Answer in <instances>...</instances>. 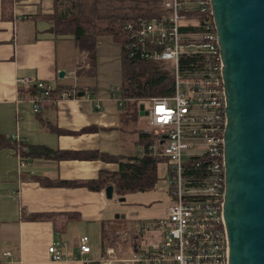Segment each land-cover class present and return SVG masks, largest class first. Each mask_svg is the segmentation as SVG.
Segmentation results:
<instances>
[{
	"label": "crops",
	"instance_id": "0c3cea01",
	"mask_svg": "<svg viewBox=\"0 0 264 264\" xmlns=\"http://www.w3.org/2000/svg\"><path fill=\"white\" fill-rule=\"evenodd\" d=\"M2 1L0 264H87L79 255L81 236L89 237L92 251L88 258L97 261L102 254L98 245L99 228L103 237V224L113 228L119 227L120 222L114 219L105 192L86 187H49L37 179L51 183L88 182L103 173H117L119 164L46 157L37 155L36 148L59 153L97 152L115 158L143 155L141 134L149 135L146 133L150 129L148 110L142 102L137 103L139 108L117 98L123 81L122 47L112 37L99 38L97 70L91 76L85 69V54L77 43L72 38L54 35L51 22L44 18L54 14L55 0H12L11 21L2 19ZM61 72L65 73L64 78L60 77ZM26 77L41 79L57 88L75 90L82 86L94 91L81 99L43 104L35 113L34 97L25 92L24 98L20 95V90L26 89L19 80ZM124 118L135 121L128 134ZM92 128L96 130L86 131ZM53 213L73 216L62 236L57 235L51 222L24 220L30 215ZM124 227L118 230L121 240L126 232ZM132 236L140 238L134 233ZM52 245L63 253L62 261L52 259L49 253ZM114 248L118 252L129 250L124 244Z\"/></svg>",
	"mask_w": 264,
	"mask_h": 264
},
{
	"label": "built area",
	"instance_id": "2783aa9c",
	"mask_svg": "<svg viewBox=\"0 0 264 264\" xmlns=\"http://www.w3.org/2000/svg\"><path fill=\"white\" fill-rule=\"evenodd\" d=\"M165 7L171 15L138 18L126 30L131 56L173 66L174 94L145 101L150 105L146 133L161 141L159 149L151 146L149 152L170 164L172 205L166 216L139 226L148 242L140 244L132 236L127 251L108 247L92 261L89 237L81 236L79 255L87 264H229L223 216L227 98L211 0H165ZM19 84L36 90L35 113L44 100L58 104L78 99L74 89L57 88L34 77L22 78ZM49 253L54 261L64 259L56 245Z\"/></svg>",
	"mask_w": 264,
	"mask_h": 264
},
{
	"label": "water",
	"instance_id": "95a60500",
	"mask_svg": "<svg viewBox=\"0 0 264 264\" xmlns=\"http://www.w3.org/2000/svg\"><path fill=\"white\" fill-rule=\"evenodd\" d=\"M211 6L227 98L229 264H264V0H211ZM105 194L113 199L114 187Z\"/></svg>",
	"mask_w": 264,
	"mask_h": 264
},
{
	"label": "trees",
	"instance_id": "16d2710c",
	"mask_svg": "<svg viewBox=\"0 0 264 264\" xmlns=\"http://www.w3.org/2000/svg\"><path fill=\"white\" fill-rule=\"evenodd\" d=\"M144 1L146 0H55L54 14L44 17L51 22L54 35L72 38L77 43L85 54V69L91 76L95 75L97 70L99 38L109 36L121 45L123 81L117 98L124 104L145 103L148 99L167 98L174 94L175 80L172 64L145 61L131 56L130 34L126 26L141 17L155 18L148 13ZM2 11V19L11 21L13 18L12 0L2 1ZM187 64L185 62L184 65ZM75 91L81 99L94 90L79 86ZM24 92L34 98L37 93L35 89H21L20 95L23 98L25 97ZM48 103L54 104V99L44 100L40 106ZM95 130L96 128L86 129V131ZM141 139L144 143V154L129 158H115L97 152L59 153L36 148L37 155L54 156L57 159L102 160L117 163L120 167L117 173H103L98 179L88 182L51 183L41 178L37 181L49 187H86L94 192H105L108 187L112 186L115 188V194L121 198L131 193L152 191L159 183L158 167L167 160L150 155L149 148L152 145L160 146L161 142L157 136L143 133ZM24 220L51 222L57 235L62 236L67 231L68 224L73 221V216L68 213H53L30 215L24 217ZM120 237L121 235L114 227L112 228L110 224H103V252L110 246L118 248L121 242Z\"/></svg>",
	"mask_w": 264,
	"mask_h": 264
},
{
	"label": "rangeland",
	"instance_id": "374dc122",
	"mask_svg": "<svg viewBox=\"0 0 264 264\" xmlns=\"http://www.w3.org/2000/svg\"><path fill=\"white\" fill-rule=\"evenodd\" d=\"M144 2L145 6L148 9V13L150 15H153L154 17H161L172 14L171 10L165 7V0H146ZM144 104L146 109L149 110V103L145 102ZM136 105H139L140 108V104ZM140 118L143 119L142 121H145L144 117ZM134 122L135 121L133 119H123L124 127L127 131V134L134 125ZM144 127H148V124H145ZM169 165L170 164L168 161L162 162L159 165V183L157 184L154 190L149 192L131 193L123 198L115 196L109 201L110 210L112 211V214H114V219L120 221L118 222L119 227L114 225V229L118 231L119 229H122L123 225H125L123 229H126V232L125 234H123V238L120 244H124V246H129L131 240L127 239H130L132 237V233L141 236L138 239V242L140 244H146L148 242V239L140 234L139 226L141 224L149 223L163 217L166 214L168 207L172 205V200L168 193ZM99 229L100 234L98 236V245L100 249H103L101 227ZM128 232L131 233L126 236Z\"/></svg>",
	"mask_w": 264,
	"mask_h": 264
}]
</instances>
